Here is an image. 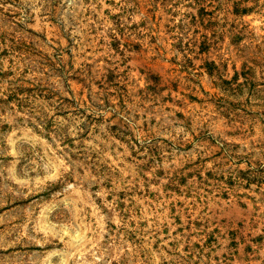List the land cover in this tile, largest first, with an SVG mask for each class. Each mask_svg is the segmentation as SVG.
<instances>
[{"label":"rangeland","instance_id":"rangeland-1","mask_svg":"<svg viewBox=\"0 0 264 264\" xmlns=\"http://www.w3.org/2000/svg\"><path fill=\"white\" fill-rule=\"evenodd\" d=\"M0 264H264V0H0Z\"/></svg>","mask_w":264,"mask_h":264}]
</instances>
